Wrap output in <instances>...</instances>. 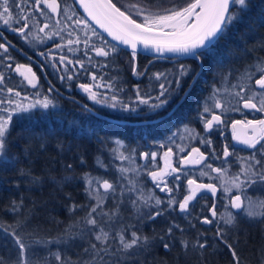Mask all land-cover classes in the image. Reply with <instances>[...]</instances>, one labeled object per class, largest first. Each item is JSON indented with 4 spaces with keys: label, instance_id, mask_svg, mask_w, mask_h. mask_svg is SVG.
Here are the masks:
<instances>
[{
    "label": "trees",
    "instance_id": "1",
    "mask_svg": "<svg viewBox=\"0 0 264 264\" xmlns=\"http://www.w3.org/2000/svg\"><path fill=\"white\" fill-rule=\"evenodd\" d=\"M144 2L151 5L152 0ZM16 3L19 4L20 0H16ZM57 3L60 8L53 14L42 4L36 5L35 0H28L26 15L31 18L25 33L35 32L34 38H21L17 32L10 30V27L18 28L22 21L13 22L10 27H5L0 21V32L11 44H8V55L12 57L11 60H0V73L6 78L5 84L0 85V100L5 101L0 107L7 108V99L16 92L27 96L33 103L45 97L52 100L47 109L37 105L13 114L7 151L17 162L14 168L0 167V224H15L17 220L27 218L24 231L33 235L26 236L25 243L35 249V260L42 262L47 257L49 264H56L52 254L58 251L72 261L86 258L83 249L89 246L94 236L88 231L90 226L83 224V218L88 207L95 203L85 192L84 174L87 173L107 179L116 187L115 193L105 196L103 205L105 212L119 207V219L108 221L113 225L110 234L114 235L121 225H135L140 234L150 238L148 249L133 250L132 258L125 264H234L231 252L215 235L218 226L225 228V240L235 247L240 264H264L261 259L264 257V224L238 218V224L233 228L225 226L217 217L218 223H202L205 217L212 218L213 204L217 213L223 209L219 194H197L190 201L187 213H181L176 204L173 205L175 210L167 209L155 221L146 218L138 220L130 203V198H136V192L143 189L146 195L151 192L163 201L168 199L155 189L147 174L150 169L147 168L140 175L132 172L126 175V172H121L124 168L117 156L119 144L124 153L135 152L133 159L136 161H139L142 153L163 151L159 142L178 128L189 126L203 134L204 140L212 141L211 146L199 144L208 156L204 165L211 164L212 167L226 170L228 164V172L233 173L237 160L230 161V158L237 155L223 156L224 147H230L227 135L219 131H204L199 117L201 106L211 95L214 85L222 88L217 98L237 108L240 102L237 103L232 93L238 91L239 87L233 88L232 85L251 84L254 88V79L258 76L251 82L238 78L258 58H264V48L257 47L258 38L264 36V28L258 29L255 34L247 32L251 20L264 10V0H252V9L245 15L244 21L232 28L226 39L217 46L216 56L223 57V65H213L216 56L209 57L199 70L202 74L195 81L185 79L180 93V96H184L183 101L177 103V97L158 115L139 104L137 87L145 98L147 95L155 96L160 90L159 84L164 82L163 78L157 81L155 73H165L171 78L179 71L181 64L191 65L194 62L189 58L166 60L140 54L132 61L131 52L119 47L117 53H110L108 57L97 56L95 47H105V41L107 48L113 44L101 34L99 37L93 36L91 26L85 28L75 24V19L83 17L72 0H57ZM134 3L137 0H122L124 6ZM172 3L184 6L183 0H172ZM162 6L171 7L172 4L164 0ZM73 8L76 16L69 20ZM137 20L141 22L139 18ZM41 28L44 31L41 32ZM70 40H79V43L69 44ZM86 40L89 41L87 45ZM0 43L6 42L0 37ZM61 56L65 57L64 61L60 60ZM133 63L137 68L136 74L132 72ZM9 64L11 68L6 67ZM17 65L24 67L17 70ZM27 69H31L36 76L35 87L26 83L24 71ZM93 76L96 77L95 81ZM222 76H228V83H221ZM109 81L115 85L112 89L104 86ZM81 84L91 85L100 103L89 99L88 93L79 87ZM97 84L101 86L96 87ZM9 87L13 92L7 91ZM121 88L123 91L119 90ZM185 91L188 93L186 96ZM113 95L117 97L115 109L107 106L112 103ZM122 104L136 107L137 111H122ZM236 114L228 116L225 124L228 125L229 119L235 118ZM20 169H30V175L21 176ZM32 177L39 178V182L33 183ZM184 179L175 186L172 178L169 181L173 189L171 196H177V201L187 194L183 192ZM133 186L136 190L130 192ZM13 201L20 205L18 213L11 211ZM73 205L83 207L69 211ZM160 207L167 208L166 204ZM173 224L179 225V228H174L171 236H168L167 229ZM70 226L73 232L82 235L63 242L65 230ZM105 227L108 230L107 225ZM161 236L171 245L169 250L164 249L159 239ZM153 237L154 240L151 239ZM40 239L51 243L46 246L33 243ZM181 240L188 241L187 249L182 247ZM197 241H207L206 248H193ZM116 243L113 241L114 245ZM15 255L11 239L0 233V256L9 259Z\"/></svg>",
    "mask_w": 264,
    "mask_h": 264
},
{
    "label": "snow or ice",
    "instance_id": "2",
    "mask_svg": "<svg viewBox=\"0 0 264 264\" xmlns=\"http://www.w3.org/2000/svg\"><path fill=\"white\" fill-rule=\"evenodd\" d=\"M77 2V0H74ZM172 4L171 7H163L164 0H152L151 5L146 4L144 0H137V3L124 6L122 0H78L80 7L83 8L87 14L88 19L93 21L99 28L103 29L108 33L113 40L120 41L124 45H130L131 59L136 60L138 55L137 44L142 43L145 48H153L158 54L165 52L178 54L189 58L194 64H181L179 71L171 78L165 73H155L154 77L157 81L163 78L164 82L159 84V92L155 95L142 96L138 87L136 92L137 100L140 105L147 107L149 112L159 114L160 110L166 109L177 97V103L183 101L184 97L180 96L182 91V85L186 78H190L195 81L198 76L202 73L199 71L203 68L205 61L209 57L216 56L217 46L220 42L226 39L229 31L234 28L238 23L244 21L245 15L252 9V0H183L184 6L180 7L172 0H168ZM28 0H20V3H16V0H0V21L3 22L5 27H10L13 22L22 24L17 27H10V30L17 32L21 38H26L27 34L25 29L29 28L28 20L31 18L26 15ZM35 4H44L52 13H57L60 5L57 0H35ZM123 8V10H122ZM155 9V10H153ZM37 11L42 9L37 8ZM73 12L72 16H68L69 20H73L76 16V10L71 9ZM127 13V14H126ZM65 14H67L65 12ZM137 18L141 22H138ZM76 25H83L85 28H89L90 25L83 18L75 19ZM48 27V25H45ZM260 28H264V10L251 20L248 25L247 32L255 34ZM165 29H170L165 31ZM40 31H44L43 28ZM93 36L99 37V33L95 29H91ZM71 35V33H69ZM103 40L102 37H100ZM79 43V40L69 41V44ZM86 45L89 41H85ZM105 47H95L97 56L108 57L110 53H117V46L112 45L110 48L106 47L107 42L105 41ZM6 43H0V60H11L12 57L8 55L9 47ZM59 47V45L57 46ZM257 47L264 48V36L258 38ZM255 50V49H253ZM247 51V49H246ZM65 57L61 56L60 60L64 61ZM71 63V61H69ZM213 65L222 66L223 57L216 56L213 60ZM11 68V65H6ZM24 67L23 65H17V70ZM251 69V70H250ZM30 75L25 76L28 83L33 87L36 86V76L31 73V69H27ZM133 74L137 73L135 63L132 64ZM254 88L251 84L248 85H232L233 88L239 87L238 91L232 93L233 98L237 100V103L243 102L244 109H254L257 112H264V58H258L253 64L249 65L245 71L238 78L241 81H253L254 77ZM71 79V77H68ZM5 76L0 73V85L5 84ZM63 79V77H61ZM92 79L95 81L96 77ZM221 83H228V76L221 77ZM101 85L97 84L96 87ZM109 89L115 87L112 81H109L107 85H104ZM84 92L88 93L89 99L100 103L97 99V93L92 91V86L88 84H81L79 86ZM51 90V89H50ZM123 91V89H119ZM9 93L13 92L11 87L7 88ZM222 88L213 86L211 95L206 98L212 101V106H204L200 119L204 124L205 131L214 129V126H221L225 123L227 113L229 111H239L240 109L234 106L225 105L217 97L221 93ZM245 93V95H242ZM250 93V94H248ZM187 91L184 92L186 96ZM16 96L20 93L16 92ZM39 95V94H37ZM112 103L107 104L108 107L115 109L117 107V97L113 95L111 97ZM5 101L0 100V105ZM9 105L14 103L11 100L7 101ZM52 104V100L45 97L43 100H37L34 104L28 105H17V110L27 111L30 108L40 107L47 109ZM214 109H219L220 114H216ZM121 110L125 112H136L137 108L132 107L129 104H122ZM143 111V109H141ZM0 167L14 168L16 160L8 155V137L10 135V124L13 120L12 112L8 108L0 107ZM204 114H211V119H206ZM241 121L236 120L232 123L233 139L246 145L250 149H254L249 157L243 158L246 166H242L241 172L246 177V182L250 186H255L257 178L264 186V119L260 120H249L247 127L252 129L253 135L246 137L241 140L236 133L237 125ZM222 134V133H221ZM200 143H206L211 146V140L201 139ZM180 151H183L181 148ZM195 154L198 158H193ZM233 153L229 152L228 146L223 149V156L225 158L230 157ZM173 155L172 149L164 153L165 169L159 171H150L147 174L151 177L152 182L160 192H167L171 194L173 189L169 187V181L166 179L171 173H180L182 171L179 167H172L170 158ZM259 155V159L257 158ZM153 160L156 158V153H151ZM125 159L123 155L120 157ZM205 160L204 153L199 148L193 147L191 152L184 158L181 159V165H200ZM71 168V165L67 166ZM103 167V165H101ZM204 167L211 169L212 172L218 174V178L222 180L226 172L223 168H214L211 164H206ZM170 169V172L168 171ZM127 169H121V172H126ZM19 174L21 176H29L30 169H20ZM208 173L201 171V175H207ZM187 177L190 175L188 172H184ZM69 178H66V180ZM181 176L176 175L173 177L174 181H180ZM85 180V192L91 200L96 202L88 207L86 216L83 218V224L88 227V231L94 236V240L89 241V246L83 249L86 258H78L76 261H72L69 257L62 256L58 251L53 253L56 264H125L127 260L132 258L133 250H147L150 243V238L140 234L135 225H121L120 229L115 230V234L112 235L111 230L113 225L108 221H115L119 219V207L114 210L105 212L103 210L104 198L109 194H113L116 191L115 185L107 179L100 177H91L89 174H84ZM32 182H39V178L32 177ZM231 187H225V192L231 191V188L241 189L245 181L240 180V176L236 175L232 177L229 182ZM187 185L189 194L184 195L183 200L177 201L175 196H169L167 201H163L161 198L154 196L151 192L147 195L144 190L141 189L135 199L130 198L132 208L138 218L142 221L143 219L155 221L158 216L164 214L167 209H172L173 205L178 204L179 211L181 213H187L190 207V201H193L197 197V193L202 189H207L216 195L217 187L213 183H197L195 179H187ZM103 189L101 193L99 189ZM135 186L129 189V191H135ZM246 201V203H245ZM13 206L11 211L18 213L20 205L15 201L12 202ZM22 203V202H21ZM162 204H166L167 208H161ZM231 209L236 210L235 213L227 211L220 214V218L225 226L236 227L238 224V218H247L249 222H258L264 224V199H255L245 196L242 200L240 195H234L230 197ZM77 206L73 205L69 211H74ZM227 207V206H226ZM147 209V211H144ZM153 209H155L153 211ZM218 213L216 206L213 204L211 216L212 218L205 217L202 220L204 224H212L216 221ZM107 217V221L105 220ZM27 218L17 220L15 224L3 225L0 224V233H3L5 238H10L12 241V248L16 255L14 258L6 259L4 256H0V264H49L47 257L43 261L35 260L36 251L29 243H25L26 236H32V233L24 231ZM218 223V222H217ZM105 225H107V229ZM174 228H179V225L173 224L167 229V235L171 236ZM98 229V230H97ZM183 231V229H181ZM82 235V233H76L72 231V226L65 230V239L63 242L73 239L74 237ZM215 235L226 245L228 250L231 252L234 264H240V257L237 254L235 247L229 244L225 240V228L217 227ZM154 240L155 238H151ZM160 242L163 243L165 250H169L171 245L165 242V237L161 236ZM113 241H116L115 245ZM33 243L39 245H47L51 241H44L42 239L36 240ZM184 249L188 248V241H180ZM207 241L201 243L197 241L192 245L193 248L200 250L205 249ZM264 261V257H261Z\"/></svg>",
    "mask_w": 264,
    "mask_h": 264
},
{
    "label": "rangeland",
    "instance_id": "3",
    "mask_svg": "<svg viewBox=\"0 0 264 264\" xmlns=\"http://www.w3.org/2000/svg\"><path fill=\"white\" fill-rule=\"evenodd\" d=\"M43 6H45L44 4H42ZM46 9L51 12L47 7ZM52 13V12H51ZM54 14V13H53ZM167 31H169L170 29H165ZM32 36V38L35 37V32H28L27 33V37ZM25 74L28 76L29 73L27 72V70L24 71ZM26 83L28 84V81L26 79ZM241 85V84H240ZM255 87V86H254ZM250 94V93H249ZM208 98V97H207ZM7 99V98H6ZM8 100L13 101L14 103H12L11 105L8 104V109L10 112H12V115L17 113V112H21L23 110H17V111H13V109H16L17 105H28V104H34L27 96L25 95H19L16 96L15 94L11 97L8 98ZM206 99L204 100L202 106H201V112L200 115L202 113V109L204 106H212V101L211 100H207V102L205 103ZM222 103H224L225 105H230L225 103L223 100H221ZM239 111H229L226 115V117H223L225 119V123H226V119L228 116L230 115H234V114H238L241 112H244L245 114H249V115H256L259 114L260 117H262V119H264V112H257L254 109H244L243 108V102L241 101L239 104ZM232 106V105H230ZM236 106V105H235ZM213 111L216 114H220V110L219 109H214ZM0 115H4V113H0ZM206 119H211V114H204ZM200 119V117H199ZM232 122V120L230 121V123ZM223 124L221 126H214V128L216 129V132H222V134H225V131H227V129H229L230 127H227L226 124ZM200 124L202 125L203 130L204 129V124L200 119ZM226 128V129H225ZM213 130V129H212ZM210 131V130H209ZM203 139V134H200L199 132H197V130L189 127V126H182L180 128H178L177 130H175L173 133H171L165 140L159 142V144L163 147V151L162 150H154L152 152H150L149 154L147 153H142L140 154V159L139 161H136V159L134 160L133 157L135 158V152H129V153H124V151L122 150V146L119 144L118 145V149L119 152L117 154L118 158L121 159V155H123L124 157H126L125 159H121L122 162L121 164L123 165L124 169H127L128 171H126V175L129 174V172H132L135 175H140L143 171H145L147 168L148 170L150 169V171H159L161 169H165V160H164V153L168 150V148L172 149L173 155L170 158V163L172 165V167H179L182 169V171L180 173H171V175H169L166 179L168 181H170V178L173 179L174 176L176 175H181V179L180 181H182V178L184 177V191H186L187 194H189V189H188V185H187V179L191 178V179H195L197 181V183H213L216 185L217 187V192L216 195H220V200L221 203L223 204V209L218 212L217 218H220V214L221 213H225L227 211H232L233 213L236 212V210L231 209V205H230V197L234 196V195H240L242 200H244L245 196H248V194L245 192L246 189L248 188V184L246 182V177L242 174L241 172V168L242 166H246L245 161L243 158L249 157V156H241L238 155L236 157V164H237V168L235 170H233L232 174L229 173V169L226 168V172L223 176V184H222V180L220 178H218V174L215 172H212L211 169L209 168H205L204 165V161L201 162L200 165H181L180 161L182 158L186 157L190 152L191 149L193 147L199 148L200 149V145H203L205 143H200V140ZM200 144V145H199ZM183 149V151H180V149ZM200 151L203 153V151L200 149ZM155 152L156 153V158L155 160H153L151 153ZM205 156V154H204ZM193 158H198L195 156V154H193ZM173 163L175 165H173ZM214 168H219V167H215ZM205 168V169H204ZM207 169V170H206ZM237 170V171H236ZM170 172V169L168 170ZM201 171H204L206 173H208L207 175H201ZM184 172H188L190 175H188L187 177L184 175ZM239 175L240 176V180L241 181H245L244 185L242 186L241 189H237L232 187L231 191L229 192H225V187H231L230 185V181L232 179V177ZM91 176V175H90ZM93 177V176H91ZM254 178V177H253ZM85 181V180H84ZM180 181H175V185L179 184L177 182ZM86 185V184H85ZM170 183H169V187H170ZM154 187L156 190H159V188H157L154 184ZM178 187V186H176ZM99 191L101 193L104 192V190L101 188L99 189ZM163 193L167 199H169V196L172 194H169L167 192H161ZM199 193H210L212 194L210 191H208L207 189H202L200 190ZM139 194V191L136 192V195ZM186 194V195H187ZM177 196H175L176 198ZM249 197V196H248ZM164 198V197H163ZM253 200H255L254 198H252ZM183 200V199H181ZM96 202V201H95ZM246 203V201H245ZM227 206V207H226Z\"/></svg>",
    "mask_w": 264,
    "mask_h": 264
},
{
    "label": "water",
    "instance_id": "4",
    "mask_svg": "<svg viewBox=\"0 0 264 264\" xmlns=\"http://www.w3.org/2000/svg\"><path fill=\"white\" fill-rule=\"evenodd\" d=\"M72 2L74 4L75 8L78 10V12L81 14V16L87 21V23L93 29H95L99 34H101L106 40H108L110 43H112L113 45H116L117 47H119L121 49H124L126 51L132 52V49H131L130 45H124L120 41L113 40V38L111 36H109L106 31H104L103 29L99 28L98 25H96L93 21L88 19L87 14L84 12L83 8L80 7V5L78 3V0H77V2H74V0H72ZM165 31H167V30H165ZM0 37L5 42H7L5 40V38L3 37L1 32H0ZM9 45H11V44H9ZM137 51H138V54H140V55H146V56L153 57V58H158V59L171 60V59H184V58H187V57H184V56H181V55H178V54L168 53V52H165L163 54H158V53L155 52V49H153L151 47L146 49L145 46L142 43H138L137 44ZM25 56L28 57L27 55H25ZM51 88H52V86H51ZM246 125L247 124H242V123L237 125L236 133L240 137L241 140L245 139L246 137H250V136L253 135L252 129L250 127H247ZM248 131H251L252 133L248 135ZM232 143L234 145L238 146V147H247L246 145H244V144L240 143L239 141L233 139V134H232Z\"/></svg>",
    "mask_w": 264,
    "mask_h": 264
},
{
    "label": "flooded vegetation",
    "instance_id": "5",
    "mask_svg": "<svg viewBox=\"0 0 264 264\" xmlns=\"http://www.w3.org/2000/svg\"><path fill=\"white\" fill-rule=\"evenodd\" d=\"M260 119H262V117H260L259 114L249 115V114H245L244 112L238 113V114H236L235 118H230L229 119L227 127H230V128L227 129V131H225L226 134H224V135H227L228 141L230 143V147L228 146L230 153H233L234 155H237V156L238 155L250 156L252 154V152L254 151V149H250L248 147H238V146H236V145H234L232 143V134H233L232 123H233V121L239 120V121H241L242 124H247V122L249 120H260ZM231 120H232V122L230 123ZM216 129L217 128H214L213 131L216 132ZM251 133H252L251 131H248V135L251 134ZM207 158H208V156L205 155L204 162L207 160ZM257 158L258 159L260 158L259 155H257ZM235 159H236V157L233 156V157L230 158V161L231 160L234 161ZM224 161H226V160L224 159ZM226 166H227V168L230 169L228 164H226ZM252 179H254V178H252ZM245 192L251 198L264 199V186H262L261 182H259V181H257V183H256V185L254 187L249 185Z\"/></svg>",
    "mask_w": 264,
    "mask_h": 264
}]
</instances>
